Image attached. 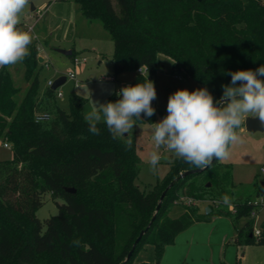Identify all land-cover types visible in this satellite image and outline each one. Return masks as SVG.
<instances>
[{
  "label": "trees",
  "instance_id": "16d2710c",
  "mask_svg": "<svg viewBox=\"0 0 264 264\" xmlns=\"http://www.w3.org/2000/svg\"><path fill=\"white\" fill-rule=\"evenodd\" d=\"M73 1L87 20L100 21L109 32L115 72L134 73L130 85L155 80L165 56L175 75L206 87L219 100L222 85L231 83L225 73L264 64V0ZM29 49L19 63L25 87L14 79L15 65L0 68V140L13 152L11 160L0 161V264H147L142 253L148 246L156 254L153 264H160L179 234L214 215L229 218L238 229L235 244L264 245L252 237L249 218L250 202L264 190V180L256 176L249 184H235L231 163L214 160L198 168L173 158L162 179L141 189L136 131L128 150L127 137L114 140L104 123L97 125L99 135L91 134L84 120L86 101L72 92L69 110L62 109L57 91L41 88L44 64L35 45ZM142 65L146 74L139 73ZM152 106L155 115L142 116L137 125L166 116L158 92ZM38 114L51 119L36 123ZM188 171L196 172L168 190L157 212L162 193ZM47 195L62 204L56 216L41 222L36 213ZM196 202H208L211 211L201 213ZM178 207L183 213L171 217Z\"/></svg>",
  "mask_w": 264,
  "mask_h": 264
},
{
  "label": "rangeland",
  "instance_id": "374dc122",
  "mask_svg": "<svg viewBox=\"0 0 264 264\" xmlns=\"http://www.w3.org/2000/svg\"><path fill=\"white\" fill-rule=\"evenodd\" d=\"M18 27L25 31H29V27L34 28L31 32L34 36L32 44L35 45L39 57L49 62V68L44 66L40 74L43 90L47 88L49 80L56 81L59 77L67 76L70 72L75 73V80L69 78L59 88L63 95L62 98H59V105L66 111L69 110V97L72 92L86 101L85 116L97 104L109 102L112 97H115L117 91L130 85L134 79L132 72H115L113 61L115 47L109 32L100 21L87 20L73 0H30L29 5L21 13V22ZM59 49L74 50L75 56L86 58L87 63L75 67L72 58L59 53ZM20 66L21 64H16L12 72L17 85L25 87L24 70ZM152 81L158 92V107L165 115H167L170 94L182 88L189 91L203 88L193 80L175 75L171 60L165 56L160 58V70L155 80ZM118 98L120 99V97ZM152 126L149 124L134 126L137 153L141 158V171L136 184L141 189L162 179L169 171L170 161L172 158H176L166 148L161 147L158 150L161 161L157 166V171H150V155L157 150L152 139ZM236 133L239 140L229 145V156L222 160L232 163L235 171L234 183L246 185L251 183L256 176L263 181L264 173L261 172V169L264 168V132L253 134L247 131L240 133L238 130ZM4 142L0 141V161L13 158L12 148L3 147ZM58 204H62V201L56 202L47 195L45 205L37 211L36 217L44 222L52 216H56L59 213ZM196 204L200 207L201 213H206L208 202H196ZM177 210L178 213L173 212L171 217H179L183 208L178 207ZM218 217L222 216L214 215L210 222L215 221ZM210 222H204L205 226H202V229L209 230L210 226L206 225ZM242 225L243 221L237 227H242ZM233 231L236 233L235 228ZM206 234L204 233L201 239L194 242L193 252L185 260L186 264H264V245H237L231 238L228 240L230 242L227 241L229 244L223 243L220 246L219 239ZM210 245H213V248ZM147 249L142 253V256L150 260L147 264H153L156 260L154 248L148 246ZM211 250L214 253H211ZM212 254L214 263L210 259Z\"/></svg>",
  "mask_w": 264,
  "mask_h": 264
},
{
  "label": "clouds",
  "instance_id": "9594fccd",
  "mask_svg": "<svg viewBox=\"0 0 264 264\" xmlns=\"http://www.w3.org/2000/svg\"><path fill=\"white\" fill-rule=\"evenodd\" d=\"M30 0H0V68L16 65L30 55L34 36L18 27L21 13ZM143 65L140 68L142 74ZM231 83L222 85L223 94L216 100L205 88L189 91L178 89L170 94L167 115L153 123L152 139L157 150L150 155V171L156 172L161 161L159 149L166 148L174 157L198 168L209 167L214 159L229 156V145L237 142L236 133L249 116L264 123V64L255 70L227 72ZM112 102L97 104L85 116L88 131L99 135L98 124L104 123L112 138L125 140V150L131 149L130 133L138 120L152 117L157 98L154 82L128 85L116 92ZM227 203V197H224ZM77 246L80 241H74Z\"/></svg>",
  "mask_w": 264,
  "mask_h": 264
},
{
  "label": "crops",
  "instance_id": "0c3cea01",
  "mask_svg": "<svg viewBox=\"0 0 264 264\" xmlns=\"http://www.w3.org/2000/svg\"><path fill=\"white\" fill-rule=\"evenodd\" d=\"M244 131H247L245 127V120L243 121V123L241 124L239 128L240 133ZM225 163H229V162H225ZM233 171H234V167H233ZM234 174H235V171H234ZM177 209L178 208H176L174 212L175 211L177 212L178 211ZM182 213L183 211L180 213V215ZM233 225L234 224L229 218H223V217H218L215 221H212L209 224H207L206 226H210L209 230L202 229V226H205L204 223H196L191 228H189L188 230H186L185 232H182L181 234L177 236L175 240V244L173 246H169L166 249V252L163 257V260L161 261V264H186L185 260L193 252L194 242L196 240L201 239L204 236V233L205 234L207 233L206 235L210 234L209 237H216V239H219L218 241L220 243V246H222L223 243L230 242L228 240L231 238L233 239L232 241H234L235 238L237 237L238 229L235 227V225L233 227ZM234 228L236 229V233H234L235 231H233ZM210 247L213 248V245H210ZM210 252L214 253L212 250ZM210 257H211L210 259L212 260V263H214L213 262L214 255L212 254Z\"/></svg>",
  "mask_w": 264,
  "mask_h": 264
},
{
  "label": "built area",
  "instance_id": "2783aa9c",
  "mask_svg": "<svg viewBox=\"0 0 264 264\" xmlns=\"http://www.w3.org/2000/svg\"><path fill=\"white\" fill-rule=\"evenodd\" d=\"M30 32H32L34 30L33 27H29L28 29ZM41 50V49H39ZM73 64L75 67L80 66L82 64H86L87 63V59L86 58H82L79 56H75L73 59ZM44 66L46 68H49V62H47L46 60H43ZM147 69L143 68L142 69V74H146ZM139 73L140 70H139ZM62 77H66V81L71 78L73 80L76 79V75L73 72H70L67 76H62ZM60 78V77H59ZM58 78V79H59ZM54 80H49L47 82V86L48 87H52L54 84ZM57 97L58 98H62V92L59 91V89L57 90ZM51 119L50 115L47 114H38L35 117V121L36 123H41L44 121H49ZM1 141V140H0ZM3 147L11 149V145L8 142H4L3 143ZM261 172L264 173V168L261 169ZM187 204H193V202L191 200L187 201ZM250 206H251V211H250V220L253 222L252 224V237L255 239V241L257 243H261L264 242V190L261 192V194L259 196H257L252 202H250ZM232 212L236 213V209L232 208Z\"/></svg>",
  "mask_w": 264,
  "mask_h": 264
},
{
  "label": "water",
  "instance_id": "95a60500",
  "mask_svg": "<svg viewBox=\"0 0 264 264\" xmlns=\"http://www.w3.org/2000/svg\"><path fill=\"white\" fill-rule=\"evenodd\" d=\"M34 10V8H33ZM59 53L67 56V57H72L73 55V51L72 50H61L59 49L58 50ZM39 62L40 63H43V58L39 57ZM66 83V77H60L59 79H57L53 86L51 87V89L53 91H57L63 84ZM122 97H120L121 99ZM245 127H246V130L250 133H258V132H264V123H262L259 118H254V117H248L245 119ZM216 160V159H214ZM214 160L212 162H214ZM196 171H188V172H185L183 174H181L178 178H176L174 181H172L170 183V185L167 187V189L162 193L161 195V198H160V201H159V204L157 206V212L161 209V206H162V202L164 200V198L166 197L167 195V192L170 188H172L179 180L191 175L192 173H194ZM262 185L264 186V182L262 183ZM69 192H72V193H75V189H67ZM211 210L210 209H207V212L209 213ZM157 218V214H155L149 224V226L143 230L139 237L137 238V240L135 241L131 251L129 252L128 256H127V259L125 262L129 261L134 253V250L136 249L137 245L139 244V242L141 241L142 237L144 236V234H146L148 232V230L150 229V227L152 226V224L155 222ZM124 264V263H123Z\"/></svg>",
  "mask_w": 264,
  "mask_h": 264
}]
</instances>
